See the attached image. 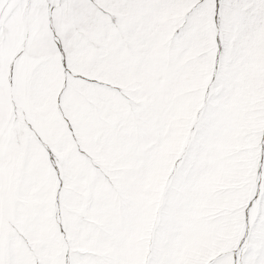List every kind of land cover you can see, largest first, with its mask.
Here are the masks:
<instances>
[{"label":"snow or ice","instance_id":"1","mask_svg":"<svg viewBox=\"0 0 264 264\" xmlns=\"http://www.w3.org/2000/svg\"><path fill=\"white\" fill-rule=\"evenodd\" d=\"M0 264H264V0H0Z\"/></svg>","mask_w":264,"mask_h":264}]
</instances>
